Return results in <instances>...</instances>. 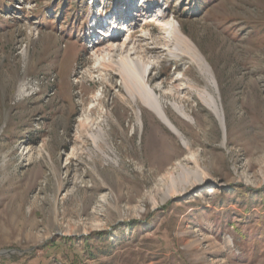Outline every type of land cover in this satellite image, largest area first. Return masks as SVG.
<instances>
[{
  "label": "rangeland",
  "instance_id": "374dc122",
  "mask_svg": "<svg viewBox=\"0 0 264 264\" xmlns=\"http://www.w3.org/2000/svg\"><path fill=\"white\" fill-rule=\"evenodd\" d=\"M6 1L0 264H264V0ZM173 27L205 70L169 53ZM111 34L126 47L99 55ZM121 56L159 58L146 77L181 135L100 67Z\"/></svg>",
  "mask_w": 264,
  "mask_h": 264
},
{
  "label": "bare ground",
  "instance_id": "6f19581e",
  "mask_svg": "<svg viewBox=\"0 0 264 264\" xmlns=\"http://www.w3.org/2000/svg\"><path fill=\"white\" fill-rule=\"evenodd\" d=\"M127 1H128V3L126 5L125 10H126V12L131 13L130 5H129L130 4L129 1H131V0H127ZM153 8H154V6H153ZM146 11L147 10L142 9L141 12L138 14L139 18H142L143 16H145L147 13ZM154 15H157V14H154ZM116 23L117 22L113 19V21H112L113 26H116ZM171 31L172 32H171L170 39L165 41V45H167V46L173 45L174 46V49H172V50L169 49V53L172 55H175L177 52L188 53L190 56H192V58L195 60V62L200 64L201 67L203 68V70H205V67L203 66V60L201 58V55L196 50V48L194 47L192 42L180 31L179 28L173 27L171 29ZM100 33L106 35V33H103V32H100ZM109 36H111V38L108 42L109 44H107L105 47L99 48L97 50L99 55L103 52H106V54H108V56L113 57V55H115V53L118 50H122L123 47L125 46L126 42H123L122 44L120 43L119 45L114 43L119 38V36H120L119 34L118 35L111 34ZM170 42H171V44H170ZM127 44H128V42H127ZM145 46H146V48H149L148 44H146ZM132 48H133V46H132ZM156 48H158L157 45L150 46V51H152V50L154 51ZM140 50H136V51H140ZM125 51H126V49H125ZM127 56H121L117 61H114L112 59L106 60L105 58H102L101 60H99L100 61V67L103 69H106L107 67H111V68L117 67L120 74H121L122 84H123L124 88L126 89L127 93L129 94V96L131 97V99L133 101L134 100L136 101L138 99L149 110H151L153 113H155L157 115V117L173 133H175L176 135H181L180 131L173 124V122L168 118V116L165 112V107L160 102V100L157 96V93H156L157 87L156 88L151 87V85L149 84V80L146 77L150 63L151 62H158L159 58L157 56H155L154 59H151V62H150V60H146V58H149V57H144L141 60L139 59L138 61H135L131 57H127ZM143 56H145V54ZM213 84H214L213 81H211V86H213ZM198 94L204 99V101L206 102V104L210 108L211 112L214 114V116L219 117L220 113H219L218 104H217V101H216L215 97L213 96V94L210 91L205 90V89L198 91ZM172 108L178 115H180L181 117H185V110L181 106H179L176 103H172ZM100 135H101V132L99 129L98 134L93 136V140L95 141L96 139H98V137H100ZM184 144L186 147L188 146V144H186V142H184ZM189 175H192V179H190ZM200 175L203 178L205 173L202 171ZM182 177H183V184H182V187H180L181 191L186 185L197 182V180L199 179V175L195 172H192L191 174L185 173ZM176 191L177 190L175 188H171V189L167 190V192L165 193L164 196L174 195Z\"/></svg>",
  "mask_w": 264,
  "mask_h": 264
},
{
  "label": "trees",
  "instance_id": "16d2710c",
  "mask_svg": "<svg viewBox=\"0 0 264 264\" xmlns=\"http://www.w3.org/2000/svg\"><path fill=\"white\" fill-rule=\"evenodd\" d=\"M10 2H11V1H8V2H7V1H6V2H2V4H0V11H1V10H3V12L6 11L7 8H8L7 6H9ZM85 8H86V5H85ZM85 8H84V9H85Z\"/></svg>",
  "mask_w": 264,
  "mask_h": 264
}]
</instances>
